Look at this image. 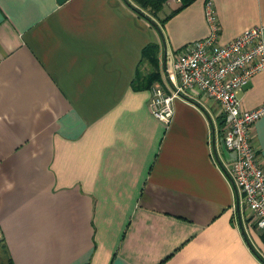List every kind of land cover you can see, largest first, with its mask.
Masks as SVG:
<instances>
[{
	"label": "crops",
	"instance_id": "crops-1",
	"mask_svg": "<svg viewBox=\"0 0 264 264\" xmlns=\"http://www.w3.org/2000/svg\"><path fill=\"white\" fill-rule=\"evenodd\" d=\"M209 1L222 44L264 27V0ZM133 3L0 0V264H264L213 155L229 169L218 104L192 89L166 124L137 81L153 46L169 92L163 60L208 35L206 1L162 25L179 6L167 1L150 17L159 30ZM239 103L264 105V72ZM253 128L264 168V116Z\"/></svg>",
	"mask_w": 264,
	"mask_h": 264
},
{
	"label": "built area",
	"instance_id": "built-area-1",
	"mask_svg": "<svg viewBox=\"0 0 264 264\" xmlns=\"http://www.w3.org/2000/svg\"><path fill=\"white\" fill-rule=\"evenodd\" d=\"M211 1H206L205 20L209 33L183 48L166 53L165 75L169 92L155 83L148 102L150 113L169 124L173 101L195 89L218 104L223 118L225 147L236 159L227 165L228 174L242 193L254 226L264 234V168L254 148V124L264 116V105L243 110L239 103L243 88L254 75L264 72V27L250 28L231 41L220 43V27Z\"/></svg>",
	"mask_w": 264,
	"mask_h": 264
},
{
	"label": "trees",
	"instance_id": "trees-1",
	"mask_svg": "<svg viewBox=\"0 0 264 264\" xmlns=\"http://www.w3.org/2000/svg\"><path fill=\"white\" fill-rule=\"evenodd\" d=\"M169 0H132V2H134L133 4H135L138 8H134V10L140 14V16L142 17H146L148 19L155 18L157 17L156 15L159 14V12L162 10L163 6L166 4V2ZM194 1L196 0H178L179 2V6L171 11L170 14L166 15V17L161 20V24L163 25L168 19H170L171 17L174 16V14L179 13L181 10H183L184 8L190 6L192 3H194ZM208 1V0H205ZM131 6V4H130ZM133 7V6H131ZM142 55L144 56V58L147 60V62L149 63V67L151 68V71L146 74L145 76H139V80L140 84L143 85L144 89H151L152 86L157 83L160 82V74H159V69H158V58L156 55V48H154L153 46L151 47H146V49L144 50V53H142ZM221 119V128L223 127V118L220 117ZM262 237V241H264V234L261 235ZM247 241V240H246ZM248 243V242H246ZM249 244V243H248ZM250 249L252 250V252L256 255L255 250L253 249V247ZM257 256V255H256ZM259 259L260 256H258ZM262 262H264V260H261Z\"/></svg>",
	"mask_w": 264,
	"mask_h": 264
},
{
	"label": "water",
	"instance_id": "water-1",
	"mask_svg": "<svg viewBox=\"0 0 264 264\" xmlns=\"http://www.w3.org/2000/svg\"><path fill=\"white\" fill-rule=\"evenodd\" d=\"M65 1H67V0H57V2H58L59 4H63ZM128 5H130V4H128ZM144 18H145L148 22H150L153 26H155V27H154L155 29H157L156 24H155L151 19H148V18H146V17H144ZM157 30H159V29H157ZM161 38H162L161 42L163 43V37L161 36ZM164 66H165V58H164V60H163V66H162L163 69L165 70V67H164ZM183 98H185V97H183ZM219 142H220V146H221V150H222V154H223L224 160H225V162H226L225 164L229 165L230 163H232V162L235 161V159H236V154H235V152H230V151H228V150L226 149L225 144H224V142H223V138L220 139ZM216 153H217V152H216V149H215V147H213V155L215 156L217 163L220 165V167L223 168V170H224V172H225V174H226V176H227V179H228V180L231 182V184H232V187H233L234 191H237V188H236V186H235L233 180H231L232 178H231L230 175L228 174L227 170H226L225 167L223 166V165H224L223 162L220 161V158L218 157V155H216ZM240 231H242V234L244 235L245 240H247V237H246L245 231H243V227H242V225H241V222H240ZM247 242H248V240H247ZM248 245H249V247L252 248V246H251L250 243H249Z\"/></svg>",
	"mask_w": 264,
	"mask_h": 264
},
{
	"label": "rangeland",
	"instance_id": "rangeland-1",
	"mask_svg": "<svg viewBox=\"0 0 264 264\" xmlns=\"http://www.w3.org/2000/svg\"><path fill=\"white\" fill-rule=\"evenodd\" d=\"M167 11H168V10L166 9L164 13L166 14Z\"/></svg>",
	"mask_w": 264,
	"mask_h": 264
}]
</instances>
